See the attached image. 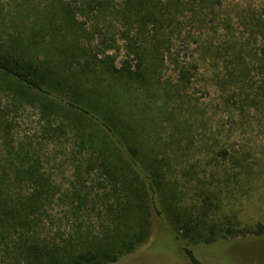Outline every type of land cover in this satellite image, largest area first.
Returning <instances> with one entry per match:
<instances>
[{
	"label": "rangeland",
	"instance_id": "374dc122",
	"mask_svg": "<svg viewBox=\"0 0 264 264\" xmlns=\"http://www.w3.org/2000/svg\"><path fill=\"white\" fill-rule=\"evenodd\" d=\"M88 1L0 0V39L63 38L62 48L44 47L52 65L83 85L106 110L115 111L146 160L159 161L166 183L160 197L168 218L153 216L149 241L113 264H192L177 250L187 243L164 234L169 216L193 218L198 228L216 223L223 229L253 230L264 225V53L257 55L264 47V0H210L198 6L185 0H110L100 11H81L66 38L59 34L58 22L69 19L54 13L58 5L75 8ZM169 3L173 7L168 9ZM223 18L231 19L228 30L223 24L218 28ZM187 39L198 63L188 84L179 80L172 59L183 56ZM235 41L250 46L237 58L225 49ZM75 42L86 50H74ZM72 54L82 67L68 63ZM93 54H110L117 67L126 60L133 68L140 56L145 69L111 72ZM3 106L8 111L0 125L1 149H27L30 161L37 153L48 173L69 184L75 165L85 162V154H74L72 134L53 143L44 138L36 109L25 105L15 110L0 91ZM87 177L96 179L93 173ZM84 215L85 223L98 225L94 211ZM53 216L58 224L57 207ZM56 227L42 231L52 235ZM6 242L0 238V264H10L6 250L11 241ZM193 249L203 264H264V235L219 239Z\"/></svg>",
	"mask_w": 264,
	"mask_h": 264
},
{
	"label": "trees",
	"instance_id": "16d2710c",
	"mask_svg": "<svg viewBox=\"0 0 264 264\" xmlns=\"http://www.w3.org/2000/svg\"><path fill=\"white\" fill-rule=\"evenodd\" d=\"M109 1L89 0L75 8L69 4L58 5L54 13L69 19L58 22V33L66 38L73 32L81 11H100L109 5ZM185 1L190 6H198L201 1L211 2ZM170 7L173 4L167 5L168 9ZM81 24L84 26L85 23ZM222 24L228 30L231 19H219L218 28ZM62 39L58 41L55 36H39L28 42L20 37L0 39L2 94L9 97L15 110L27 105L38 111L44 138L54 143L72 134L76 145L74 154H85L84 164L75 165L74 178L64 186L52 172H47L36 152V156H31L35 160L30 161L27 149L3 151L0 147V157L7 155L5 159L9 160L0 161V238L6 244V240L11 241V247L6 250L10 264H113L149 241L153 216L163 221L168 218L160 197L166 183L159 161L153 160L157 162L155 164L146 160L134 134L124 130L115 111L114 114L106 110L88 95L89 91L83 85L71 80L70 75L66 78L52 65L44 47L62 48ZM83 46L75 42L72 47L86 50ZM185 47L183 56L174 54L172 59L179 80L188 84L198 71V63L190 39L186 40ZM225 49L237 58L250 46L235 41ZM263 53L264 47L257 51V55ZM70 58V65L75 63L82 67L76 54ZM92 58L100 60L111 72L133 74L145 69L140 56L135 68L126 60L117 67L115 57L110 54L104 58L93 54ZM6 107L0 108V125L6 121ZM92 173L96 179L87 177ZM89 180H92L91 184ZM55 207L60 214L56 219L58 224L53 216ZM90 211H94L99 219L97 226L84 222V214L88 215ZM169 218L171 224L164 227V234H171L176 243L177 238L187 243L185 246L178 243L177 250L181 248L192 264H203L193 249L195 245L264 235L263 224L253 230L235 226L223 229L216 223L198 228V221L193 218ZM65 221L67 224L64 225ZM54 226L57 227L52 235L42 231Z\"/></svg>",
	"mask_w": 264,
	"mask_h": 264
}]
</instances>
